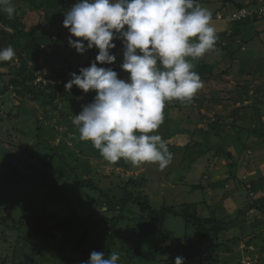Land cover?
<instances>
[{
	"label": "rangeland",
	"instance_id": "obj_1",
	"mask_svg": "<svg viewBox=\"0 0 264 264\" xmlns=\"http://www.w3.org/2000/svg\"><path fill=\"white\" fill-rule=\"evenodd\" d=\"M77 2L78 0H65L61 6L40 13L28 9L30 6H27L23 0H11L15 13L21 14L20 22L23 24V30L30 33H44L46 36L39 54L41 56L39 61L42 62L41 69H33L36 77L34 84L41 79L55 82L56 74L53 70L50 72L49 68L54 69L56 72H64L66 69L68 73L66 75L69 78L67 80L69 81L72 79L70 74L75 72L79 66L88 67L91 52L86 51L80 54L75 48L71 47L68 42L69 38L76 40L80 38L72 36L69 29L63 25L65 13ZM259 4L256 6L252 4L247 8L264 9V5ZM50 5V0H38L36 9L42 10L50 7ZM24 8L25 11L18 12V10ZM1 12L8 16L6 12ZM12 19H15L14 15ZM260 19L262 17L259 16V18L251 19L250 22ZM217 20L226 22L221 14L217 16ZM12 34L11 29L9 27L4 29L0 22V49L11 46L9 39ZM227 35V38L231 37L230 34ZM260 41L256 39L254 44L259 46ZM114 42L117 45L114 51L117 60L114 64L117 66L119 60L123 63L124 45L120 40ZM226 42H228L227 39L223 41L218 39L216 45L223 46ZM86 44L87 42H85ZM238 45L241 44L238 43ZM11 47L17 52V55L11 61L0 62V209L2 210L0 216L7 219L6 223L1 219L3 224H0V264H81L83 261H77L78 246L84 248L95 246V251L103 252L106 257L112 252L122 253L120 251L121 247L123 250L126 248L127 251L134 252L136 255L140 254L139 252L145 255L147 252L159 248L161 250L159 260L165 261L167 264L170 259L175 260L177 256L181 255L175 251L179 247V243L174 244V247H172L170 241H164L162 237L158 236L151 237V235H145L139 239L136 231L137 222L134 220L140 216H147L146 210L140 205H131L126 209L124 212L125 220L119 223L117 232L124 239L122 243L120 241L116 242L108 249H106L107 246L100 249V242L93 243L90 241L91 243H87L81 237H76L78 234L74 233L62 236L56 242L41 236L38 237L34 230L36 222H34V213L30 211L32 209L38 211L45 209L47 217L55 216L61 220L82 219L89 216L98 218L101 213L106 212V208L99 207L100 198L96 192L71 184L69 179L71 170L69 167L73 166H79L80 172L81 169L90 166L86 178H91L97 185L105 188L109 195L122 196L121 190L117 188L122 181L127 182L131 178L141 180L144 177L147 182L143 188V193L148 196L151 206L156 210L175 208L179 211L184 204H197L202 217L207 218L214 213L218 220H232L233 227L220 236V240L224 243H227L230 239L238 240L236 245L233 243L231 251L214 252L206 257L197 255L190 264H264V251L257 250L258 254L251 251L243 244L245 236L240 238L239 233L233 232L236 229H239L241 234L245 232L247 214L250 216L247 226L256 224L259 219H264L262 217L264 216V208L261 207V203L256 202L261 198L255 200L259 198L258 192L253 195L252 186L249 185L250 188L248 186V183H250L248 178H254L255 173L250 174L249 172L246 176L240 173L249 168L241 164L240 153L241 150L245 152L244 149H232L227 145L220 152L217 150L219 145L222 146L228 141H234L237 144L243 142L245 146L248 143L253 145L256 142L259 146L257 147L254 144L253 152H260L261 157H264V143L256 141L257 139L264 140V84L261 82V85H258L259 78H256L254 82L256 83L254 90L258 91L253 98H249L252 101L246 105L244 104L245 100H242L237 109H234L236 106L233 108V103V106H231L230 103L221 102L224 97L222 95L226 92L224 87L221 88L224 89V92L220 94V97H218L219 91L206 95L210 98L204 101L205 104L198 102V105L195 104L187 110H172L169 108V118L187 119L193 117L194 120L201 121V123L204 121L203 127L196 129L194 141L201 139L203 134H207L208 147H202L197 154H193L194 158L191 161V158L187 159L189 164V162L196 161L199 158L198 161L201 163L195 166L194 171L193 169L182 170L177 165L160 170L156 163H143L139 166L132 165L131 169H121L116 168L113 163L106 160H96L92 157L87 159L76 148L81 140L79 139L78 129L73 125L72 120L75 115L80 114L82 105L93 101L96 92L94 90L87 93L83 91L82 94L76 97L74 103L57 100L58 107L56 109L51 106L44 107L40 102L30 100L29 96L19 95L18 91L22 88L15 87L10 83V80L16 78V75L22 72L27 61L20 49L14 46ZM244 49L245 45H242V50ZM219 56L222 55L219 54L217 58ZM32 66L33 63L31 62L29 68H32ZM68 66H72L73 70H69ZM116 66L115 68H117ZM118 67L120 68V66ZM262 67L263 64L256 65L255 69ZM226 69H229V64H227ZM226 69L222 67V70H218L217 74H221ZM129 76L130 73L127 75L119 74V78L124 80H127ZM231 78L234 79V77ZM251 78L237 79V83L234 80V85L237 84L238 89L246 86L245 88H248L249 92L251 86H254L248 87L251 84L249 81ZM211 80L217 82L214 76L210 78L206 74L201 79L203 87L198 90V93H200L202 100L205 93H207L208 82L210 83ZM75 108L78 109L77 113L73 112ZM241 114L246 117H248L247 114H250L251 121L249 122L251 124L247 127L250 133L247 130H244L243 133L239 126L242 123L243 115L241 116ZM219 117H222V121L219 123V125H222V129L219 130V135H217L216 132L208 130L209 123L215 122ZM167 124V121H163L159 129L152 134L168 133ZM72 130L75 131V134ZM38 135H44L43 138H46L44 140L54 136L55 140L51 141L49 145L41 138L38 140ZM177 137L165 138L164 141L170 144L174 141L178 144H185L191 139L188 135H185L182 139ZM85 146L91 147L92 143L87 141ZM70 153H73L74 156H70ZM204 153H206V162L201 159ZM215 154L216 156H214ZM59 155L62 156L59 157ZM212 157H214L213 160ZM206 165L209 166L210 171L208 170V173L204 174L203 170H205ZM197 169L198 171H196ZM83 174L85 176V172ZM182 174H184L182 182L177 183L176 181ZM171 178L172 181L169 180ZM241 178L243 180H240ZM168 180L170 182H167ZM244 181L248 182L247 185L244 184ZM247 196L248 201L255 198L254 202H245ZM236 201L238 202L235 203ZM252 216H256L255 221ZM21 220L23 224H20ZM163 224L162 232L165 235L185 243L186 246H189V242L197 239V233L193 227H188L181 217L170 215L163 221ZM157 226L161 228L159 224ZM84 227L90 228L88 225ZM91 227L93 229L94 225ZM108 228V225H104L101 229L103 236ZM159 241L160 244L157 245ZM164 248L168 249V254H163L162 250ZM86 256L88 261L90 254H86ZM119 256L118 264H129V260L123 258V255L119 254ZM133 263L161 264L156 262L144 263L138 260Z\"/></svg>",
	"mask_w": 264,
	"mask_h": 264
},
{
	"label": "clouds",
	"instance_id": "obj_2",
	"mask_svg": "<svg viewBox=\"0 0 264 264\" xmlns=\"http://www.w3.org/2000/svg\"><path fill=\"white\" fill-rule=\"evenodd\" d=\"M0 11L12 18L11 0H0ZM63 25L80 38L68 41L78 53L99 50L89 67L70 74L71 80L54 79L68 81L67 91L75 85L85 93L96 92L72 120L79 139L90 141L110 163L124 159L133 166L156 163L165 169L173 155L162 137L152 133L163 123L166 102L190 103L203 87L189 58H201L215 49L218 36L212 13L198 0H78L65 13ZM115 40L124 45L121 68L130 73L127 80L112 68L97 66V62H116ZM16 55L11 46L0 49V62ZM119 260L117 252L106 257L92 251L81 264H118ZM175 264H185L184 258L177 256Z\"/></svg>",
	"mask_w": 264,
	"mask_h": 264
},
{
	"label": "trees",
	"instance_id": "obj_3",
	"mask_svg": "<svg viewBox=\"0 0 264 264\" xmlns=\"http://www.w3.org/2000/svg\"><path fill=\"white\" fill-rule=\"evenodd\" d=\"M23 1L26 3L27 6L28 5L30 6L28 7V9L36 10L40 13H43L44 11H49L51 8L55 9L61 6L65 0H50L51 1L50 7L44 8L42 10L36 9V3L38 0H23ZM41 1H49V0H41ZM253 5L256 6L257 3ZM39 8H41V6H39ZM243 9H249V8H247V6L246 7L243 6L241 8L238 7L234 9L231 13L229 12L230 14L223 11L224 10L223 9L222 11H220V13L216 15V19L217 16L221 14L222 18L226 19V22L232 26L231 29H229V31L232 33V31L234 30V34L237 36L239 34L240 26L250 22L251 19L247 18L241 21H229V19L232 14L242 11ZM19 11L21 13V11H25V8L18 10V12ZM20 16L21 14L18 15L16 12L14 14L15 19L13 20L12 18H9L0 11V22L2 23L3 28L5 29L6 27L7 28L9 27V29H11V31L13 32L12 36L9 39V44H11V46L20 49L23 53L25 60L27 61L22 72L16 75V78L14 77L12 80H10V83L15 87L22 88V90L18 91L19 95L29 96L30 100L38 101L44 107L51 106L53 109H56L58 107V103H56L57 100H59L60 102L64 101V102L74 103L76 101V97L82 94L83 90L79 89L77 86L74 85L72 91L70 92L67 91L65 89V84L67 83V81H65L64 86L62 85V86L44 87L42 84H37V85L34 84L36 77L33 73V69H37L38 67L41 66L39 64V59L41 58L39 54L41 52L42 44L45 42L46 36L44 33H39V32L30 33L24 31L22 26L23 24H21L20 22L21 21ZM227 32L228 30H226V33L224 34L222 33V35L219 32H216L218 39H221L222 41L226 40ZM220 46L222 45L220 44L215 45V48L216 47L219 48ZM223 49H225L224 46ZM88 51L91 52L90 55L91 59H90V63L88 64L89 67L91 63L95 61V58L99 50L93 48ZM114 51L115 49L112 50V54H115ZM205 55H207V53ZM228 59H230L231 61L230 65H231V63L235 59V54L228 56ZM31 62L33 63V66L32 68H28L29 63ZM205 63L203 62L201 63V65L193 68V71L197 72V74L200 76L201 79L205 74L209 75L210 78H212V76H214L215 78H219V77L221 78V75L227 77L233 75V71L230 72L229 69L223 70L221 74H217L216 68L213 63L210 64H205ZM97 66L112 68L113 70L117 71L119 74V71L117 70V68H115L116 64L114 63L111 65L108 64L101 65L99 64V62H97ZM71 67L68 66V69L73 70V68ZM82 67H87V66H79L75 71V73L79 74V70ZM49 70L50 72L51 70H53V72L56 74V77L54 76L55 77L54 79H66L68 75L66 69L64 70V72L61 71L56 72L54 69L51 68H49ZM245 90L247 89L246 88L238 89V91H245ZM205 100L206 99H204V101ZM242 100L243 97L239 92L237 98L233 100V104H236L237 102ZM201 101L202 99L200 98V93L197 92L190 103H181L178 100L166 102L163 112L164 115L163 121L168 122L167 126H169L171 123H175L176 125L175 121L173 120L171 121V119H168L169 108L172 110L173 109L187 110L192 108L193 105ZM168 104L169 106H167ZM77 111L78 109L75 108L73 112L77 113ZM220 121H222V117H219L215 122L209 123L210 125L208 131L212 130L216 132L217 135H219L218 132L219 130L222 129V125H219ZM72 132H74L75 134V131L72 130ZM169 133H170V129H168V133L165 132L163 134L158 133V135H160L163 140L165 138L170 139L173 136V134H169ZM186 133L190 134L191 136L190 143H187L183 146H177L173 143L171 144L167 143V147L173 155L172 162L168 166L172 167L174 165H177L178 168H181L182 170L193 169L194 171L195 166L200 165L199 163H201L200 161H198L199 158H197L196 161L189 162V164L187 163L188 162L187 159L191 158L190 159L191 161L194 158L193 154L194 155L197 154L202 147H206V148L208 147V135L203 134V137L201 139H197V141H194L196 134L191 131H187ZM43 137L44 135H38L37 139L39 140L41 138V140L45 141V143H48L49 145L51 141L55 140L54 136H50V139L48 138L47 140H44L46 138ZM85 143H87V141H80L76 145V148L80 150V153L85 158L91 159L92 157L96 160H105L101 156L99 150L94 148L93 145L91 147L85 146ZM224 147H225L224 144L222 146L219 145L217 147V150L220 152V150H222V148ZM69 155L74 156L73 153H70ZM205 155L206 153L202 154L201 156L203 162H206L207 160L205 159ZM61 156L62 155H59V157ZM113 164L115 165L116 168H121V169H131L133 167L130 162H126L124 159H120L118 162ZM88 167L81 169L82 170L81 172L79 171V166L69 167L71 170L70 172L71 176L69 179L71 180V184L75 186L86 188L92 190L93 192H96L100 198L99 207L106 208V212L101 213L100 217L98 218L94 216H89L82 219L73 218V219L61 220L55 216L47 217L45 209L39 211L32 209L30 211L34 213L35 215L34 222H36L34 226V230H35V234L38 237L41 236L47 240L56 242L58 239H60V237L71 235L70 233H74V234H78L76 237H81L82 240L84 241L86 240L87 243L100 242V249L101 247L105 248V246H107L106 249H108L111 248L113 245H115L116 242L120 241L122 243V240L124 239L123 236H119L117 232H118L119 223L125 220L124 212L126 211V209L129 208L131 205H140L143 206L144 209L146 210L147 216H140L139 218L137 217L134 220L137 222L136 231L139 239L143 238L145 235H151V237L158 236V237H162L164 241H170L172 247H174V244L177 245V243H179V247L176 248L175 251L181 254L180 257L184 258L185 264H190V262H192V259L197 255L199 256L203 255L206 257L214 252L216 253H221L226 251L229 252L233 247V243H235L236 245V241H238L236 239H230L227 243H224L220 240V236L228 232L233 227L232 220H226V219L218 220L214 213L207 218L202 217L200 215V209L198 208L197 204H184L180 207L179 211L175 210V208H163L161 210H156L151 206L148 196H146L143 193L144 190L143 188L145 187V184L147 182V180L144 177H142L141 180H139L138 178L137 179L131 178L127 182L122 181V183L117 186V188L121 190L122 196L109 195V193L105 191V188H102L99 185H97L95 182H93L91 178L89 177L86 178V175L90 171L89 170L90 168ZM206 170L207 171L209 170L208 166H206ZM84 172H85V176L83 174ZM183 178H184V174H182L179 177L178 181L176 182L181 183ZM169 180L172 181V178ZM169 180L167 182H170ZM195 188L198 189L197 187ZM260 205H262L261 207L264 208V199L261 201ZM1 211L2 210L0 209V213ZM170 215H173L175 217H181L183 221L187 224V226L190 228L193 227V229L197 233V239L189 242V246H186L185 243L183 242L181 243L179 240H176L174 238H169V236L165 235L162 232V228L164 227L163 221L166 220ZM1 219L3 220L4 223L7 222L6 218L0 216V224H3L1 222ZM22 220L20 221V224H23ZM157 224H159L161 228H158ZM85 225H88L90 228H85L84 227ZM92 225H94L93 229H91ZM104 225H108L109 228L107 229V232L106 231L104 232L105 235L103 236L101 233V229L103 228ZM159 244L160 241L157 243V245ZM78 247H79L78 248L79 254L77 259L78 262L79 260L83 262L87 261L86 254H90L92 251H95V246H92L91 248L90 247L84 248L80 246ZM120 251L122 253H118V254L123 255V258L129 260V262H134L135 260H138L144 263L156 262L161 264L162 263L167 264L165 261L159 260V258L161 257V250L159 248H157L154 251H150L149 253L147 252L145 255L142 254L141 252H139L140 254L136 255L134 252L127 251L126 248L125 250H123L122 247ZM162 251L163 254H168L167 248H164ZM262 251H264V247L262 248ZM168 264H175V260L170 259L168 261Z\"/></svg>",
	"mask_w": 264,
	"mask_h": 264
},
{
	"label": "crops",
	"instance_id": "obj_4",
	"mask_svg": "<svg viewBox=\"0 0 264 264\" xmlns=\"http://www.w3.org/2000/svg\"><path fill=\"white\" fill-rule=\"evenodd\" d=\"M261 1L262 0H198V3L202 7L207 8L212 13V24L215 27L216 32H219L222 35V33L224 34L226 33V30H228L227 34H230L229 36L231 37L227 38L228 42H226V44L223 45L225 49H223V46H220L219 48L216 47L214 50L209 51L207 55L201 58H198L196 61L195 59H192V58H189V60L194 65V67L201 65L199 63H203V62L204 63L206 62L205 64L213 63L216 68V72L218 70L221 71L222 67H225L226 69L227 64H229V71L230 72L233 71L232 76L227 77V76L221 75V78L220 77L215 78L217 82H215L214 80H211L210 83L208 82V90L206 91L207 93H205V96L203 97V100L201 101L202 103H204V98L209 99V97L206 98L207 97L206 95L208 94L211 95L214 91L216 92L219 91L220 93H218V97H220V94H223L224 92V89H221V88L224 87L226 88V92L224 93V95H222V97L223 96L224 97L221 102L225 104L227 102V103H230L231 106H233L232 104L233 100L237 98V95L240 92L243 97V100H245L244 104L247 105L252 101V100L250 101L249 98L250 97L253 98L254 95H256V92L258 91V90L257 91L254 90L256 86V83H254L256 78H259L260 80L258 81V85H261V82L262 84H264V81H262L264 80V55H262V53H264V16L260 20H257L254 22H248L245 25L240 26L239 34L237 36L234 34V30L232 31V33L229 31V29H231L232 27L230 24H228L227 22H224V21L221 22L215 19L216 15L220 13V11H222L223 9H224L223 11L230 14L234 9L238 7L241 8L243 6L245 7V6H249V5L256 4V3L257 5H260L259 3L264 5V2H261ZM245 37H247V39H245ZM256 39L261 40L259 42V46L254 44ZM238 43L241 45L239 46ZM242 45H245L244 50H242ZM219 54H221L222 56H219V58H217ZM233 54H235V59L230 65L231 61L230 59H228V56L233 55ZM121 64L122 63L119 60L116 66L117 70L119 71V74L127 75L128 73L121 68ZM261 64H263L262 68L255 69L256 65L260 66ZM118 66H120V68ZM234 76H235V79L231 78ZM249 77H252V78L249 79L251 84L248 87L250 88L251 85H254V86H251V90L248 92L249 89L247 88L248 90L238 91L237 84L234 85V80H235V83H237L238 81L237 79L243 80ZM245 87H242V88H245ZM241 102L242 101H239L236 104H234L233 108L236 106L234 109H237L238 105H241ZM196 105H198V103H196ZM247 115L248 117H246L244 114H241L242 123L239 126L241 130H243V133H244V130H247L248 125L251 124L249 122L251 121V118H249L250 114H247ZM168 119H171V121L173 120L176 122V125L175 123H171L167 127L168 129H171L169 134H173L172 138L174 136H178L177 137L178 139H182L185 135L190 136V134L186 133L187 131L196 133V129L202 128L203 122H204L203 121L201 123V121L194 120L193 117H190V118L188 117L187 119L180 118V117H176V119L175 118H168ZM247 132L250 133V131L248 130ZM256 141L264 143L263 139L262 140L257 139ZM174 143L177 146H183L187 143H190V141L188 140L185 144L183 143L178 144L176 141H174ZM227 143H224V146L229 145L230 148L232 149L240 150L242 148L245 150V152L241 150V153H240V156H241L240 158L242 159L241 164L243 166L245 165L249 167L250 169L246 168L243 170V172H240V173L245 174V176L249 172L250 174L255 173L254 178H248V181L250 183L244 181V184L248 183V186L249 185L252 186L251 190L254 193V195L258 192L259 198H256V199L254 198V199L257 200L261 198L259 201H256L257 203L260 204L261 201L264 199V179H263L264 177H262L264 176V157H261V155L259 154L260 152H257V153L253 152V145L255 144V146L257 147L259 145L256 142L253 145L248 143L246 146L243 142H239V144H237L234 141L233 142L228 141ZM213 159L214 157H212V160ZM196 171H198V169ZM203 171H204V174L208 173L206 168ZM240 180H243V179L241 178ZM254 199L249 200V201H252V202H249L248 196H247L245 197V202L247 201L249 203H253ZM237 202L238 201H236L235 203ZM247 217L248 218L245 224L246 225L245 232L241 234L239 232V229L233 230V232L239 233L238 236L240 238L245 236V242L243 241V244L246 247H248L251 251H255L257 253V250L262 251V248L264 247V219H259V221H257L256 224L247 226L248 219L250 217L249 214H247ZM252 217L254 220L256 216H252ZM262 217L264 218V216ZM130 263L134 264L133 262H129V264Z\"/></svg>",
	"mask_w": 264,
	"mask_h": 264
},
{
	"label": "built area",
	"instance_id": "obj_5",
	"mask_svg": "<svg viewBox=\"0 0 264 264\" xmlns=\"http://www.w3.org/2000/svg\"><path fill=\"white\" fill-rule=\"evenodd\" d=\"M250 11V12H248ZM264 16V9L263 8H257V9H243L242 11H239L237 13H234L231 15L229 21H241L244 19H253V18H259ZM39 83H42L43 86H48V85H53L57 84V86H62L63 80H58L57 82H50V81H45L43 79L38 81ZM250 188V186H249ZM253 194V193H252Z\"/></svg>",
	"mask_w": 264,
	"mask_h": 264
}]
</instances>
